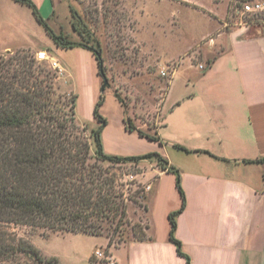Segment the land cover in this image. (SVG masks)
<instances>
[{"label":"crops","instance_id":"0c3cea01","mask_svg":"<svg viewBox=\"0 0 264 264\" xmlns=\"http://www.w3.org/2000/svg\"><path fill=\"white\" fill-rule=\"evenodd\" d=\"M29 1L46 23L65 5V0ZM7 2L18 12L14 16L0 12L1 21L9 23L4 37L27 35L26 27L45 30L28 4ZM213 40L219 50L198 79L202 95L197 106L182 113H161L153 131L135 124L146 133L155 132L161 142L128 131L122 107L108 90L99 108L106 119L101 142L108 154L155 152L178 169L185 205L175 217L174 236L190 264H264V162L260 160L264 159V29L218 30ZM10 45L1 44L0 51L17 48ZM60 49L88 61L97 79L93 107L100 88L93 53L83 47ZM60 70L67 73L65 66ZM173 148L185 157H177ZM153 170L157 177L148 197L146 236L111 247L116 264H186L169 238L168 214L181 204L175 177L159 165Z\"/></svg>","mask_w":264,"mask_h":264},{"label":"rangeland","instance_id":"374dc122","mask_svg":"<svg viewBox=\"0 0 264 264\" xmlns=\"http://www.w3.org/2000/svg\"><path fill=\"white\" fill-rule=\"evenodd\" d=\"M247 1L264 5V0H65L63 12L46 24L63 39L98 50L108 84L104 93H115L134 124L153 131L162 120L161 113H182L189 111L190 105L197 106L202 95L198 79L219 50L213 40L216 31L239 27L249 32L264 29V14L242 13V5ZM0 12L14 16L13 12L18 11L7 0H0ZM1 20L0 17V45L17 48L0 51V55L17 57L18 52H24L33 57L42 49L56 59L60 68L66 67L67 73H61L48 60L35 59L34 63L37 72L45 69L56 76L48 82L55 92L51 98L56 113H69L74 95L78 96L75 123L93 150L95 141L90 134L97 126L92 112L96 78L88 61L78 59L71 50L63 52L42 27L37 31L26 27L27 35L4 37L2 32L9 23ZM27 44L34 50L25 47ZM99 80L101 84L100 77ZM175 103L179 105L172 107ZM111 120L115 121L114 117ZM173 149L177 157H185L184 152ZM99 163L108 167L115 176L116 188L123 192L126 216L120 226L114 231L116 221L109 222L103 225L101 235H91L3 223L0 234L6 241L12 243L22 238L32 243L45 259L38 262L32 255L17 253L0 256V264H105L93 256L94 250L103 248L111 254V247L146 236L148 197L157 177L153 169L156 165L161 167L158 159L151 156Z\"/></svg>","mask_w":264,"mask_h":264},{"label":"trees","instance_id":"16d2710c","mask_svg":"<svg viewBox=\"0 0 264 264\" xmlns=\"http://www.w3.org/2000/svg\"><path fill=\"white\" fill-rule=\"evenodd\" d=\"M19 1L31 7L36 20L56 46H82L93 53L101 84L93 107L97 126L91 130L90 135L95 141V148L91 150L75 123L76 94L69 113H56L57 108L51 98L55 92L48 83L55 79L54 73L45 69L37 72L34 56L24 52H18L17 57L0 55V224L101 235L104 224L116 221L115 231L126 216V204L123 192L116 188L115 176L99 162L115 163L155 156L161 167L175 177L181 204L168 214L169 238L177 253L185 257L186 264H190L189 257L181 250V242L174 236L175 217L185 205L178 169L155 152L120 156L104 151L101 130L106 119L99 108L108 84L104 80L98 50L63 39L50 29L33 3ZM114 96L122 103L115 93ZM123 122L128 131L162 141L155 132L150 134L137 128L124 108ZM175 146L187 150L180 145ZM260 160L264 162V159ZM6 240L0 234V256L4 258L26 253L38 262L45 259L32 243L22 238H16L12 243ZM110 245L108 242L107 246Z\"/></svg>","mask_w":264,"mask_h":264},{"label":"built area","instance_id":"2783aa9c","mask_svg":"<svg viewBox=\"0 0 264 264\" xmlns=\"http://www.w3.org/2000/svg\"><path fill=\"white\" fill-rule=\"evenodd\" d=\"M242 13L252 15H263L264 5L260 2H244L241 9ZM34 58L38 61H49L50 65L54 69H60L59 63L55 58L50 57L45 50L36 51ZM93 256L98 260L105 261V264H116L110 253L106 252L103 248H97L93 252Z\"/></svg>","mask_w":264,"mask_h":264},{"label":"water","instance_id":"95a60500","mask_svg":"<svg viewBox=\"0 0 264 264\" xmlns=\"http://www.w3.org/2000/svg\"><path fill=\"white\" fill-rule=\"evenodd\" d=\"M104 80H105V82H107V81H106V78H104Z\"/></svg>","mask_w":264,"mask_h":264}]
</instances>
